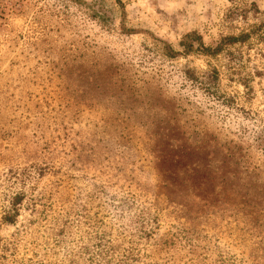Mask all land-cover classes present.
I'll use <instances>...</instances> for the list:
<instances>
[{
    "label": "rangeland",
    "instance_id": "rangeland-1",
    "mask_svg": "<svg viewBox=\"0 0 264 264\" xmlns=\"http://www.w3.org/2000/svg\"><path fill=\"white\" fill-rule=\"evenodd\" d=\"M0 264H264V0H0Z\"/></svg>",
    "mask_w": 264,
    "mask_h": 264
}]
</instances>
